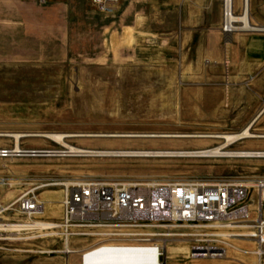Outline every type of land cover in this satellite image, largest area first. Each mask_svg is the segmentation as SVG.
<instances>
[{"label":"rangeland","instance_id":"obj_1","mask_svg":"<svg viewBox=\"0 0 264 264\" xmlns=\"http://www.w3.org/2000/svg\"><path fill=\"white\" fill-rule=\"evenodd\" d=\"M125 1L102 11L87 0L91 22L84 21L81 13L71 28L75 34L68 35V57L0 61V133L215 135L239 131L247 124L242 118L260 109L250 105L258 97L255 76L235 81L227 60L229 40L211 35L212 24L220 20L221 0L200 7L188 2L185 6L186 0H171L170 5L163 0H133L130 9L122 11ZM255 15L264 22V0H257L254 11L250 8L251 23ZM203 17L205 22L199 19ZM263 129L264 113L252 127L256 133H264ZM67 141L91 149L194 150L222 139L69 137ZM5 147H14L12 137L0 136V148ZM20 147L62 149L39 136L22 137ZM244 147H264V138L238 141L229 149ZM261 175L264 157L24 155L0 158V205L6 208L25 188L52 179L179 182ZM37 192L41 200H52L44 201L45 214L57 220L61 186ZM7 212L0 221L16 218L14 211ZM183 231L161 230L156 237L166 264H264V258L233 247H226L221 258L192 259L187 238L179 235ZM231 243L254 249L246 238ZM86 244L76 240L73 246ZM62 249L60 239H0V264L80 263L79 252L66 256Z\"/></svg>","mask_w":264,"mask_h":264},{"label":"built area","instance_id":"obj_2","mask_svg":"<svg viewBox=\"0 0 264 264\" xmlns=\"http://www.w3.org/2000/svg\"><path fill=\"white\" fill-rule=\"evenodd\" d=\"M102 11L114 9L121 0H91ZM236 0H221V30H241ZM42 150L0 148V158L44 154ZM21 191L10 206L0 205V215L16 218L0 221V239L35 241L60 239L66 256L80 253L79 264L99 249H145L157 252L155 264H166L163 248L155 238L161 230L181 228L192 259L221 258L226 240L246 238L252 253L264 258V175L183 181H106L99 179H52L36 182ZM61 186V213L57 220L44 214L42 187ZM12 216V215H11ZM168 235H170L168 233ZM172 235V234H171ZM87 241L74 248L75 241ZM52 253L53 250H44Z\"/></svg>","mask_w":264,"mask_h":264},{"label":"crops","instance_id":"obj_3","mask_svg":"<svg viewBox=\"0 0 264 264\" xmlns=\"http://www.w3.org/2000/svg\"><path fill=\"white\" fill-rule=\"evenodd\" d=\"M163 1L166 5L171 3V0ZM208 1L186 0L184 5L186 6L188 2L200 7ZM132 2L133 0H126L122 11H128ZM256 2L257 0H249L253 11ZM86 4L87 0H0V61L68 57V52L71 51L67 45L68 35L75 34L74 29L71 28L80 21L81 13L84 21L91 22ZM235 7L237 11H241L242 0H237ZM251 18L252 23L264 26L261 17L255 15ZM199 19L205 22L204 17ZM184 21L186 25L187 20L184 19ZM212 25L211 35L215 40H229L227 60L232 70V78L235 81L245 82L248 77L255 76L258 97L253 98L254 102L250 105L260 109L253 114L249 113L246 116L249 118H242L247 121V124L252 123L253 127L264 113V31L254 30L232 34L222 32L221 6L220 20ZM243 149L263 150L264 147H244Z\"/></svg>","mask_w":264,"mask_h":264},{"label":"bare ground","instance_id":"obj_4","mask_svg":"<svg viewBox=\"0 0 264 264\" xmlns=\"http://www.w3.org/2000/svg\"><path fill=\"white\" fill-rule=\"evenodd\" d=\"M243 12L238 16L240 21L239 28L241 30H263L264 26L254 25L250 21V4L249 0H242ZM264 111V110H263ZM257 120V119H256ZM0 136L12 137L16 150H20V140L26 136H39L47 138L56 144L60 145L62 149L42 150L46 155H69V156H107V157H264V150L252 149H229V146L238 141H243L250 138H264V133H256L252 130V123L247 124L238 132H227L215 135L209 134H171V133H101V134H66V133H34V134H20V133H0ZM69 137H123V138H221L222 142L217 145H207L199 147L194 150H176V149H91L72 145L67 141ZM41 154V155H44ZM2 184H5L3 182ZM45 202H52L47 199ZM45 205V204H44ZM45 214V212H44ZM0 230H5L4 226L0 225ZM236 238H233L234 240ZM156 240V238H155ZM227 248H236L238 251L252 253V248L248 249L235 247L231 240L225 242ZM253 246V243H251ZM160 245V243H159ZM162 247V245H160ZM250 246V245H249ZM163 248V247H162ZM251 248V249H250ZM145 249L131 248V249H99L90 254L86 258L87 262L92 264H155L157 252L145 253ZM164 251V250H163ZM226 253V249H225ZM164 254V252H163Z\"/></svg>","mask_w":264,"mask_h":264}]
</instances>
